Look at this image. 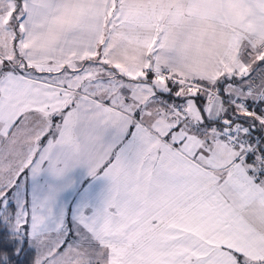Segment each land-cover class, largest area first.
Returning <instances> with one entry per match:
<instances>
[{
    "label": "snow or ice",
    "instance_id": "6c2138e0",
    "mask_svg": "<svg viewBox=\"0 0 264 264\" xmlns=\"http://www.w3.org/2000/svg\"><path fill=\"white\" fill-rule=\"evenodd\" d=\"M0 264H264V0H0Z\"/></svg>",
    "mask_w": 264,
    "mask_h": 264
},
{
    "label": "trees",
    "instance_id": "16d2710c",
    "mask_svg": "<svg viewBox=\"0 0 264 264\" xmlns=\"http://www.w3.org/2000/svg\"><path fill=\"white\" fill-rule=\"evenodd\" d=\"M200 103H203L202 101H200Z\"/></svg>",
    "mask_w": 264,
    "mask_h": 264
},
{
    "label": "rangeland",
    "instance_id": "374dc122",
    "mask_svg": "<svg viewBox=\"0 0 264 264\" xmlns=\"http://www.w3.org/2000/svg\"><path fill=\"white\" fill-rule=\"evenodd\" d=\"M203 102V101H202Z\"/></svg>",
    "mask_w": 264,
    "mask_h": 264
}]
</instances>
